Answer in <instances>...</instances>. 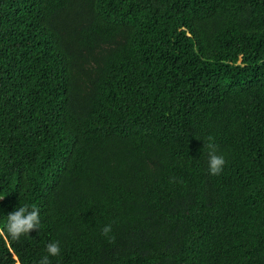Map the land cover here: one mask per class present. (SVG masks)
I'll list each match as a JSON object with an SVG mask.
<instances>
[{
	"label": "trees",
	"instance_id": "1",
	"mask_svg": "<svg viewBox=\"0 0 264 264\" xmlns=\"http://www.w3.org/2000/svg\"><path fill=\"white\" fill-rule=\"evenodd\" d=\"M0 230V264H264V0H0Z\"/></svg>",
	"mask_w": 264,
	"mask_h": 264
},
{
	"label": "clouds",
	"instance_id": "2",
	"mask_svg": "<svg viewBox=\"0 0 264 264\" xmlns=\"http://www.w3.org/2000/svg\"><path fill=\"white\" fill-rule=\"evenodd\" d=\"M208 151V164L209 172L212 175H219L225 164V160L222 156L216 154L215 146L211 143L204 145ZM40 224L39 210L32 208L29 210L28 206H21L16 208L13 212L7 216V234L11 236L13 240H18L21 235L29 234L32 230L37 229ZM111 231V225H106L102 232L107 235ZM5 233L0 230V236H4ZM46 252L48 255L44 256L40 261V264H50L49 256H58L60 254V247L58 242H50L46 246ZM18 264V262H17Z\"/></svg>",
	"mask_w": 264,
	"mask_h": 264
}]
</instances>
